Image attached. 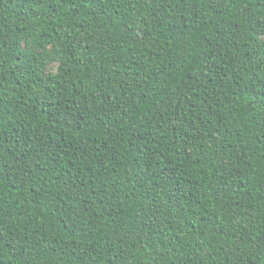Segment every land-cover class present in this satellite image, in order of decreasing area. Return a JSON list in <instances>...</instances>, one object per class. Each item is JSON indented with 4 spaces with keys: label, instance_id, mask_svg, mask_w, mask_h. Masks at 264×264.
Wrapping results in <instances>:
<instances>
[{
    "label": "trees",
    "instance_id": "obj_1",
    "mask_svg": "<svg viewBox=\"0 0 264 264\" xmlns=\"http://www.w3.org/2000/svg\"><path fill=\"white\" fill-rule=\"evenodd\" d=\"M0 264H264V0H0Z\"/></svg>",
    "mask_w": 264,
    "mask_h": 264
}]
</instances>
